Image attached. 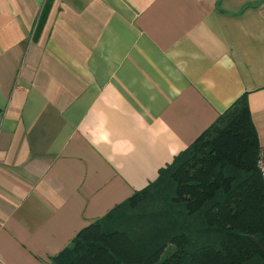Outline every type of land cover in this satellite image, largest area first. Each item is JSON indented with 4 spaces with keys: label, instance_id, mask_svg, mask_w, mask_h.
I'll return each mask as SVG.
<instances>
[{
    "label": "crops",
    "instance_id": "0c3cea01",
    "mask_svg": "<svg viewBox=\"0 0 264 264\" xmlns=\"http://www.w3.org/2000/svg\"><path fill=\"white\" fill-rule=\"evenodd\" d=\"M245 94L264 0H0V264H50Z\"/></svg>",
    "mask_w": 264,
    "mask_h": 264
},
{
    "label": "trees",
    "instance_id": "16d2710c",
    "mask_svg": "<svg viewBox=\"0 0 264 264\" xmlns=\"http://www.w3.org/2000/svg\"><path fill=\"white\" fill-rule=\"evenodd\" d=\"M257 150L243 93L152 183L80 229L50 264H264ZM196 233L201 245L189 249Z\"/></svg>",
    "mask_w": 264,
    "mask_h": 264
},
{
    "label": "built area",
    "instance_id": "2783aa9c",
    "mask_svg": "<svg viewBox=\"0 0 264 264\" xmlns=\"http://www.w3.org/2000/svg\"><path fill=\"white\" fill-rule=\"evenodd\" d=\"M255 166L260 178L264 182V145L258 147Z\"/></svg>",
    "mask_w": 264,
    "mask_h": 264
},
{
    "label": "rangeland",
    "instance_id": "374dc122",
    "mask_svg": "<svg viewBox=\"0 0 264 264\" xmlns=\"http://www.w3.org/2000/svg\"><path fill=\"white\" fill-rule=\"evenodd\" d=\"M199 239H200L199 233L198 234L196 233V236H193V234H192V237H189V243H188L187 247L189 249H191L193 247H196L197 245L198 246L201 245V242H199ZM171 250H172V248L170 246H168L166 248V250L164 251L162 257H164L165 255H167Z\"/></svg>",
    "mask_w": 264,
    "mask_h": 264
},
{
    "label": "water",
    "instance_id": "95a60500",
    "mask_svg": "<svg viewBox=\"0 0 264 264\" xmlns=\"http://www.w3.org/2000/svg\"><path fill=\"white\" fill-rule=\"evenodd\" d=\"M250 239H251L255 244H257L256 241L254 240V238L251 237ZM258 248H259V250H260L262 253H264V250H263L260 246H258Z\"/></svg>",
    "mask_w": 264,
    "mask_h": 264
}]
</instances>
